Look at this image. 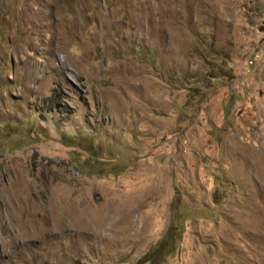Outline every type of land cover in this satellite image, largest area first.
<instances>
[{
    "label": "rangeland",
    "instance_id": "rangeland-1",
    "mask_svg": "<svg viewBox=\"0 0 264 264\" xmlns=\"http://www.w3.org/2000/svg\"><path fill=\"white\" fill-rule=\"evenodd\" d=\"M171 224L166 264H264V0H0V264Z\"/></svg>",
    "mask_w": 264,
    "mask_h": 264
},
{
    "label": "trees",
    "instance_id": "trees-1",
    "mask_svg": "<svg viewBox=\"0 0 264 264\" xmlns=\"http://www.w3.org/2000/svg\"><path fill=\"white\" fill-rule=\"evenodd\" d=\"M178 213V207L172 211V217ZM178 243V233L174 225L167 227L161 238L155 242L146 252H144L135 264H166L176 251Z\"/></svg>",
    "mask_w": 264,
    "mask_h": 264
},
{
    "label": "bare ground",
    "instance_id": "bare-ground-1",
    "mask_svg": "<svg viewBox=\"0 0 264 264\" xmlns=\"http://www.w3.org/2000/svg\"><path fill=\"white\" fill-rule=\"evenodd\" d=\"M60 46H58V48H59Z\"/></svg>",
    "mask_w": 264,
    "mask_h": 264
}]
</instances>
